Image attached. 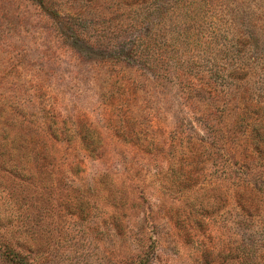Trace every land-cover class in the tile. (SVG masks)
<instances>
[{
    "label": "rangeland",
    "instance_id": "374dc122",
    "mask_svg": "<svg viewBox=\"0 0 264 264\" xmlns=\"http://www.w3.org/2000/svg\"><path fill=\"white\" fill-rule=\"evenodd\" d=\"M10 153L0 264H264V0H0Z\"/></svg>",
    "mask_w": 264,
    "mask_h": 264
},
{
    "label": "trees",
    "instance_id": "16d2710c",
    "mask_svg": "<svg viewBox=\"0 0 264 264\" xmlns=\"http://www.w3.org/2000/svg\"><path fill=\"white\" fill-rule=\"evenodd\" d=\"M46 131L49 134H51L52 136H55V135H53L54 134L53 130L49 129L48 127H47ZM11 133L15 134L14 132H8V133H6V138L7 137L10 138ZM1 138H3V137H1ZM41 151L38 150L36 153L33 152L34 155H30L31 159H32V160L30 159V161H42L48 157L47 154H43ZM24 161L25 160L22 158H19V156L17 157V156L10 153L7 155L6 164H1L0 167H2L3 170H6V173H8L12 176H16L17 178H22V177H25V175H26L24 170L25 169L30 170V167L28 168L25 165Z\"/></svg>",
    "mask_w": 264,
    "mask_h": 264
}]
</instances>
